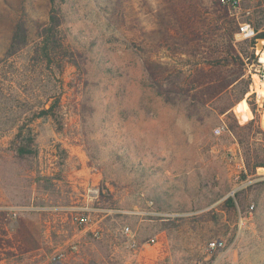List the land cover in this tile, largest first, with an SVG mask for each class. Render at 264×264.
<instances>
[{
  "label": "rangeland",
  "instance_id": "374dc122",
  "mask_svg": "<svg viewBox=\"0 0 264 264\" xmlns=\"http://www.w3.org/2000/svg\"><path fill=\"white\" fill-rule=\"evenodd\" d=\"M65 8L68 55L39 66L31 52L48 0H0V264H51L60 249L62 264H264V167L247 171L227 126L254 120L264 134V40L257 48L258 39L235 36L241 22L264 31V1L236 11L220 0H68ZM18 19L28 46L6 59ZM224 20L241 54L213 69L226 51ZM248 81L230 118L219 115ZM55 103L56 120L28 111ZM18 128L32 154L15 153ZM250 144L263 145L262 134ZM92 189L98 200L88 198ZM85 207L100 239L70 222ZM214 240L222 246L210 252Z\"/></svg>",
  "mask_w": 264,
  "mask_h": 264
},
{
  "label": "trees",
  "instance_id": "16d2710c",
  "mask_svg": "<svg viewBox=\"0 0 264 264\" xmlns=\"http://www.w3.org/2000/svg\"><path fill=\"white\" fill-rule=\"evenodd\" d=\"M68 0H48L49 9L47 14V20L44 24L38 25L36 29V39L37 42L31 52L32 59L39 64V66L50 65L53 63L56 56H59L60 53L64 54L66 57L68 55L67 51H65L68 46H65L63 43V39L61 36V29L66 15V3ZM264 22V20H263ZM222 24V33H223V42L226 48L225 55L214 57L211 61L210 68H222L226 67L230 64H235L239 60L240 51L236 52L231 47V41L233 40V33L231 34V23L229 21L224 20L221 22ZM254 30V29H253ZM255 37L252 41L256 39H264V31H258V29L254 30ZM236 37L240 38L236 32ZM254 43V42H253ZM28 46V28L24 21L18 19L15 21L12 32L10 35V39L5 51V58H11L22 52ZM229 50V51H228ZM253 55V51L251 53ZM254 59H256L254 57ZM67 62L68 58L66 59ZM248 83L240 88L238 92L233 97L232 101L228 104H225L221 107H218L219 115H226V118H230L231 114H229V110L235 103L240 102L245 95L248 93ZM221 88H227V84L224 86H211L210 90L221 91ZM4 89H0L2 93ZM1 95V94H0ZM56 103L50 109H44L43 106L34 105L30 107L28 111L31 112L33 118H41V117H51L53 120H56L57 112H56ZM253 113H255L254 107H251ZM252 114V113H251ZM228 121L227 126L228 129L236 136L237 142L239 145L243 146L244 149V166L250 174H253L256 169L264 167V144L259 145L258 147L252 146L250 144V139L255 134L261 133L264 141V134L260 131L259 125L255 124V121L252 120L248 124L244 126L237 125L236 121ZM22 134V129L18 128V132L14 137L13 144L15 145V153L18 156H24L28 154H32L29 145H31L32 141L28 145L24 143V138L20 137ZM264 183V182H263ZM98 200V199H97ZM225 203H229L233 208L234 201L232 198L228 197L225 200ZM242 207V201L239 200V208Z\"/></svg>",
  "mask_w": 264,
  "mask_h": 264
},
{
  "label": "built area",
  "instance_id": "2783aa9c",
  "mask_svg": "<svg viewBox=\"0 0 264 264\" xmlns=\"http://www.w3.org/2000/svg\"><path fill=\"white\" fill-rule=\"evenodd\" d=\"M245 0H220V3L227 7L230 10L236 11L240 8V5ZM264 1V0H262ZM237 34L240 37L241 40H252L255 37V32L253 28L250 26V24L246 22L238 23V30ZM215 134L220 133V128H216L214 130ZM88 198L90 200H97L98 199V191L97 190H91L88 194ZM93 211V209L89 207L81 208V209H73V212L70 213V222L72 225L79 229H86L87 231H90L92 237L94 239H100L101 237V231L98 227H92L91 224V218L90 213ZM123 235L128 237L129 245L132 248H135L138 245V242L131 236V231L129 227H124L122 231ZM149 243H154L153 239L149 240ZM222 243L219 240H214L208 243L207 249L208 251H214L217 248L221 247ZM68 251L71 253L76 252L77 246L75 244H70L67 247ZM67 258V251L64 249H60L52 255L50 259L51 264H62L65 259Z\"/></svg>",
  "mask_w": 264,
  "mask_h": 264
},
{
  "label": "bare ground",
  "instance_id": "6f19581e",
  "mask_svg": "<svg viewBox=\"0 0 264 264\" xmlns=\"http://www.w3.org/2000/svg\"><path fill=\"white\" fill-rule=\"evenodd\" d=\"M260 62L264 63V50L263 52L261 53V56H260ZM259 78H255L254 79V85H255V88H257L258 84H259ZM262 95H264V92H260Z\"/></svg>",
  "mask_w": 264,
  "mask_h": 264
},
{
  "label": "water",
  "instance_id": "95a60500",
  "mask_svg": "<svg viewBox=\"0 0 264 264\" xmlns=\"http://www.w3.org/2000/svg\"><path fill=\"white\" fill-rule=\"evenodd\" d=\"M264 39H261L259 38L258 41H257V48L261 47V42L263 41Z\"/></svg>",
  "mask_w": 264,
  "mask_h": 264
}]
</instances>
